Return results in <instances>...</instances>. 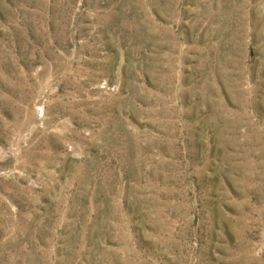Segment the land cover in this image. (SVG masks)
I'll return each instance as SVG.
<instances>
[{"label":"rangeland","instance_id":"1","mask_svg":"<svg viewBox=\"0 0 264 264\" xmlns=\"http://www.w3.org/2000/svg\"><path fill=\"white\" fill-rule=\"evenodd\" d=\"M0 264H264V0H0Z\"/></svg>","mask_w":264,"mask_h":264}]
</instances>
